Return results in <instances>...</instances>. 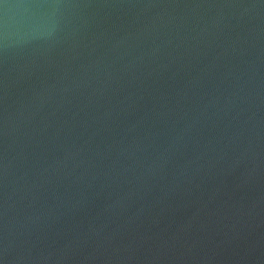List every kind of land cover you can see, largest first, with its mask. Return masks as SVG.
Masks as SVG:
<instances>
[{
    "label": "water",
    "instance_id": "1",
    "mask_svg": "<svg viewBox=\"0 0 264 264\" xmlns=\"http://www.w3.org/2000/svg\"><path fill=\"white\" fill-rule=\"evenodd\" d=\"M0 264H264V0H0Z\"/></svg>",
    "mask_w": 264,
    "mask_h": 264
}]
</instances>
